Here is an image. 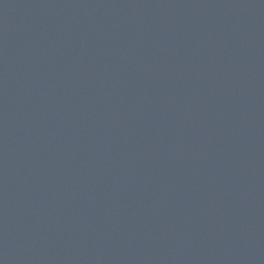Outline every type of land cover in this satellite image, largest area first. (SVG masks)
<instances>
[{
    "label": "water",
    "instance_id": "1",
    "mask_svg": "<svg viewBox=\"0 0 264 264\" xmlns=\"http://www.w3.org/2000/svg\"><path fill=\"white\" fill-rule=\"evenodd\" d=\"M0 264H264V0H0Z\"/></svg>",
    "mask_w": 264,
    "mask_h": 264
}]
</instances>
